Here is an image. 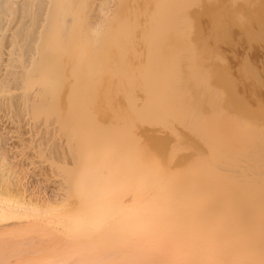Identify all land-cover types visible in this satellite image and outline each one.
<instances>
[{"label": "rangeland", "instance_id": "374dc122", "mask_svg": "<svg viewBox=\"0 0 264 264\" xmlns=\"http://www.w3.org/2000/svg\"><path fill=\"white\" fill-rule=\"evenodd\" d=\"M16 1L13 0L11 5L16 4ZM90 1L98 2V0ZM43 3L38 10L34 9L36 5H32L30 11L28 9L31 14L33 11V14H30L31 18L27 17V21L23 18L21 22H32L38 15H35L34 10L36 13L40 10L42 14ZM96 4L95 2L90 4L93 8L89 6L88 10L93 15H96V12L99 18L100 11H94L96 6L97 9L99 6ZM104 4H108L105 8L108 13L104 14L105 6L104 12L101 11L105 15L103 18H106V22L99 20L101 22L99 23L101 25L103 22L102 29L111 28L109 29L111 35L108 30L106 32L103 29L108 35L99 36L100 38L95 41L98 35L95 37L91 31L86 33L89 31L86 29V35L82 36L88 37L91 34L95 38H92L93 36L89 38L94 40L80 38L79 34L77 39L75 36L64 38L61 47L58 41L57 44L54 43L64 49L57 48L59 51L54 49L56 53L58 51L57 54L52 53L56 64L55 61L50 63L46 61V65L55 66V83L53 82L55 89L51 90L54 94L53 92V96L49 94L51 97L43 94L50 99L44 98L43 95L42 98L38 97L39 95H28L40 92L41 89L38 90L35 85L21 88L25 85L23 79L26 75L25 73L22 75L24 66L19 67L21 62L16 66L18 60H15L21 56L12 55V58H16H11L12 63L9 62L11 72L5 75L6 78L2 77V83L0 81L2 105L0 111L4 110L6 114L0 112V130L3 131L0 133H3L2 139L5 138V141L8 139L6 144L9 143L10 152L7 154L10 157L12 155L9 160L14 161L16 166L20 165L17 166L21 170L19 176L28 180L25 182L29 190L36 193L35 196L39 197V194H43L52 199L55 197L50 201L58 202L56 199L62 195L61 191L66 186L63 185L65 187H60L61 191L58 190L61 195L54 188L59 187L60 181V186L62 182L66 185L70 184L73 178L66 180L65 177L72 168V172L76 169L74 166L76 163L79 164L80 160L85 162L80 165L88 166L93 162L91 166L96 167L100 156L97 155L98 160L96 155H89L90 148L94 147L92 144L95 148L97 146L99 148L102 144L99 149H106L109 146L114 150L119 148L118 150L128 151L131 155L133 153V158L134 153L140 152V149L146 152L149 149V153L147 152L149 156L152 154L151 157L154 155V159L158 158V162L167 171L174 169L178 171L180 179L193 177L199 188L205 184L226 183L230 185V189L221 192V198L228 197L229 202L242 198V195L232 197L231 194L242 192L241 189L246 190L247 188L238 186L250 183L255 179L254 176L257 177L255 160L258 158V146L262 144L257 138L258 133H261L260 128L264 127L262 101L264 98L262 95V92L264 93V0H106ZM89 11L85 12L87 16L92 15ZM17 13L16 11L14 14L18 20ZM11 15L14 22L10 17L8 19L15 23L16 18ZM100 15L102 17V14ZM94 17L91 16L90 18L93 19L90 20L93 21L86 23L89 24L90 29L98 20L96 17L94 20ZM8 22L7 24H10ZM107 22L110 27L107 26ZM36 23L34 22L33 27L37 29ZM22 24L27 26L26 23ZM232 24H237V27ZM47 28L45 27L46 30ZM8 29V27L5 29L9 33L7 32L6 37H3L2 45L5 44L6 39H9L11 30ZM16 29L18 32L21 26L18 25ZM43 34L41 36L47 37ZM7 40L6 44H9ZM42 40L39 39L35 45L41 47ZM51 44L50 49L51 46L57 47ZM2 45H0L1 49L4 48ZM51 52L49 57L53 60ZM38 53L37 56L32 57V61L39 58ZM27 56L20 59H24L23 63L29 67L31 58ZM51 68L53 69V66ZM49 75L48 78H54L53 74ZM53 80L49 79L51 81L49 84L52 86ZM34 88L38 90L37 93L33 91ZM33 97H36V100L33 101L35 99ZM157 98L159 100H156ZM43 99L49 100L48 107L53 106V110L51 108L52 111L49 115L47 112V116L44 113L34 116L36 111L30 104L40 102L43 107H47L44 106L46 104L41 103ZM44 100L42 102L46 103ZM5 101L10 102L8 103L10 105L2 104ZM147 105L150 106L147 108ZM143 108L144 114L141 110ZM137 112L142 115H138ZM15 123L18 125L16 126ZM20 132L24 138L29 133V138L26 137L28 141L33 136L39 138L36 140L33 137L30 142L25 138L24 142L20 143L15 139ZM35 141L42 142L41 146L46 147L48 151L46 156L52 152L50 158L45 157L46 160L43 158L44 163L42 159L37 162V164L40 162V167L35 163L27 165V161L25 163L24 160L27 156L24 158L22 155L27 151L28 156L31 154L29 148L37 144ZM144 143L146 145L149 143V146L142 147ZM25 145L26 147L29 145V150H24ZM85 153L88 155L86 156ZM88 156L93 157L92 160H87ZM65 192L67 193V190L63 195ZM64 197L68 201L75 199L68 193ZM11 260V263L16 262L15 257Z\"/></svg>", "mask_w": 264, "mask_h": 264}, {"label": "bare ground", "instance_id": "6f19581e", "mask_svg": "<svg viewBox=\"0 0 264 264\" xmlns=\"http://www.w3.org/2000/svg\"><path fill=\"white\" fill-rule=\"evenodd\" d=\"M18 1H16V4L13 3L11 5L13 0H0V45L3 44L1 43L3 37H6L9 33L5 29L8 27V30H11L8 35L9 44H6V39L4 41L6 45H2L4 48L1 49L0 46V72H2L0 81L3 76L6 78L5 75L11 72L9 62L12 63V55H16V57L21 56L19 58L15 57V61L18 60L16 66L21 62L19 67L24 66L23 70H25V72L22 70V75L25 73L27 77L24 76L25 85H22L21 88L35 85L38 87V90L41 89V95L40 92L37 93L36 87L33 91H36L37 94L27 91L28 95H39L38 97L42 98L44 94L51 97L53 96L52 92L54 94V91L51 90L55 87V84H53V82L55 83V66L52 64L48 66L46 63L55 61L52 53L57 54L60 49H64V47L59 48V46L61 47V41L70 36H75V39H77L80 35H86L90 31L95 37L98 35L95 41L104 36V30L106 29L104 27V30L101 28L103 22L100 25V21L106 19L103 18L105 17L103 12L108 4H104L106 0L94 1L95 4L97 2L96 5H99L98 9L97 6L94 9V11H100L98 13L99 19L96 16V12V15H93L88 10L89 6L92 7L90 4L94 3L90 0H21L19 3ZM42 3L45 6H43L44 9L42 8V11H44L42 14H40V10L39 13L38 11L36 13L34 10L35 15L40 14L42 17L36 15L38 17L33 19L32 16V22H25L27 21V17L31 18L30 7L36 5L34 9L38 10V8L41 9ZM14 5L17 6L15 7ZM102 10L103 12L101 13ZM16 11L18 12V20L15 17ZM86 11H89V14L95 16L96 19L98 18L96 20L98 23L96 21L94 23L96 26L90 23L93 26L91 29L89 24L86 23L93 21L90 20L93 18L87 16ZM9 13H13V15H10L16 18L15 23H13V17H10ZM105 13L107 14L108 12L105 10ZM100 14H102V17ZM8 15L13 22L8 19ZM175 16L177 15L172 17ZM22 19L25 21L21 22ZM36 19L40 22L36 23L38 22ZM7 22L10 24H7ZM34 22L38 26L37 29L33 27L35 26ZM11 23L13 24L11 25ZM22 23H26L27 26ZM18 25L21 26V29L17 32L16 30L18 29L16 28ZM234 25L236 26L237 24ZM234 25L232 24V26ZM44 26L48 27L47 30ZM107 26H109V23ZM105 28L107 27L105 26ZM86 29L89 31L86 32ZM109 29L111 28H107L108 32ZM43 33L47 37L41 36ZM91 34H87V36H93ZM105 35L107 36L108 34L106 33ZM109 35H111L110 32ZM81 36L80 38H89V36ZM94 36L92 38H95ZM39 39H43L41 41L43 44L39 42L41 47L35 45ZM57 41L59 46L54 44H57ZM51 43H53L54 47L57 46L56 48L51 46V49L53 48L52 52L50 49ZM54 49L58 50L57 53ZM50 52L53 60L50 58ZM37 53L39 58L32 61V57L37 56ZM26 55H28L29 59L31 58L28 66L32 68L27 67L23 63L24 59H20L26 57ZM30 62H32L31 66ZM51 66H53V69ZM49 73L53 74L54 78H48ZM19 76L21 77V75ZM49 79H54L51 83L53 86L49 84L51 82ZM262 95H264L263 92ZM23 96L26 98V94ZM49 97L47 98L50 99ZM33 98H35L33 101L36 100V97ZM41 98L39 99L41 100ZM251 98L253 97L251 96ZM149 99L152 100V98ZM156 100L159 99L157 98ZM42 101L41 103L46 104L44 106L48 107L47 102L49 100H44L46 103ZM5 102L2 104L10 105L8 104L10 102H7V104ZM30 105L36 111L34 116L40 113L46 115L47 112H49L47 114L49 115L53 110V106L50 105L51 107L48 108L43 107L40 102ZM0 106L2 105L0 104ZM148 106L150 105H147V108ZM141 110H143L142 113L144 114V108ZM1 111L2 113L4 112V110ZM138 115L142 114L139 112ZM16 122L19 123V121ZM260 129L261 133H258L257 139H260L262 144L258 146V158L255 160L257 161L255 166V175L257 177L254 176L255 179L250 183L239 185L238 187L243 186L247 189H241L242 192L231 194L232 197L242 195V198L231 202H229L228 197H220L221 192L230 189L229 184H205L199 188L193 177H188L186 180L180 179L178 171H174L175 169L172 171L164 169L158 162V158L154 159V155L151 157V153L149 156L148 151L150 150L148 148H146V150L148 149V153L140 149V152L134 153L135 157L133 158V153L131 155L128 151L118 150L119 148L114 150L109 146L106 149H99L102 144L99 148L98 146L95 148V145L92 144L94 147L90 148L89 152V155H96V158L97 155L100 156V160L97 158L100 165L96 162V167L91 166V164L93 165L92 162L91 164L87 163L90 165L87 166L84 165L85 162H81L80 160V163L84 164L80 165V163H76V166H74L76 169L73 172V168L70 167L72 170L71 172L69 170L70 173L66 175L65 179L71 180L73 178L74 182H72V179L70 184L67 181L69 185L62 182V186H60V181L59 187H55L54 189L58 191L63 185L67 189L64 186V190L63 188V191L60 190L62 195L58 191L60 193H57L61 196L57 197L56 200L58 202H53L50 201L52 198L43 194H39V197H37L34 195L36 193L29 190L28 184L25 182L28 180L26 178L24 180L23 176H19L21 172L20 167H17L19 164L16 166V163H13L14 161L11 162L9 160L12 155L10 157L7 154L10 152L9 143L7 142L8 144H6L8 139L6 138V141L4 140L5 138L2 139L3 133H0V264H264V127ZM21 134L20 132L19 135L15 136V139H18L20 143L30 136L29 133L27 136L24 134L26 136L24 138ZM33 137L30 138L32 139ZM38 138L36 139L35 137L36 140ZM139 138L141 139V137ZM31 139L29 141L27 139L26 141L30 142ZM40 141H35L37 144L30 146L31 154L29 156L26 150L29 145H27L28 147L26 145L23 146L24 150L27 151L26 154L25 152L22 154L24 158L27 156L24 159L25 163L27 161V165L28 163L34 165V163L37 164L38 161L42 160L44 163L45 157L50 158L52 156L50 155L52 152L48 154L49 156H46V152L48 151H46V147L41 146L43 144ZM104 143L106 142L104 141ZM112 144L114 145V143ZM148 144L144 143L142 147H147L149 146ZM112 155L116 156L113 157ZM23 156L21 157L23 158ZM92 158L88 156L87 160L90 161ZM38 164L40 167V162ZM30 186L33 187L32 185ZM233 187L236 188L235 186ZM66 190L68 195L71 194L73 199L75 198L74 200L68 201L64 197L67 193L65 192V195H63V192ZM44 194L46 195V193ZM26 256L29 259H26ZM12 257L16 258L15 263H11ZM24 257L25 259H23Z\"/></svg>", "mask_w": 264, "mask_h": 264}]
</instances>
